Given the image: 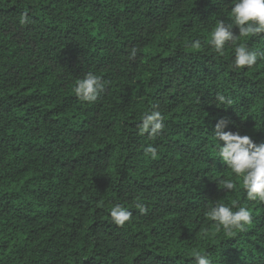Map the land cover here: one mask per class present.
Instances as JSON below:
<instances>
[{"label": "trees", "instance_id": "16d2710c", "mask_svg": "<svg viewBox=\"0 0 264 264\" xmlns=\"http://www.w3.org/2000/svg\"><path fill=\"white\" fill-rule=\"evenodd\" d=\"M232 5L0 0V264H195L196 253L264 264V202L247 199L214 133L225 119V131L264 143V58L233 69L234 45L210 44ZM233 33L264 52V33ZM89 72L105 82L92 103L74 92ZM154 110L163 130L141 134ZM217 202L246 207L252 223L227 235L206 215ZM116 204L132 212L123 226Z\"/></svg>", "mask_w": 264, "mask_h": 264}, {"label": "clouds", "instance_id": "9594fccd", "mask_svg": "<svg viewBox=\"0 0 264 264\" xmlns=\"http://www.w3.org/2000/svg\"><path fill=\"white\" fill-rule=\"evenodd\" d=\"M232 23L225 24L221 20L211 33V46L218 53H222L226 44L234 45L233 69L251 68L257 63L258 58H264V52L250 50L244 44H236L237 35L233 33V25L239 28V37L245 38L264 33V0H233L231 8ZM29 22L27 12L21 14L20 23ZM193 48H200L201 42L194 41ZM136 56L133 48L131 57ZM105 90V82L101 77L89 72L76 82L75 95L84 102H95ZM217 101L221 104L228 103L223 95H217ZM228 121L220 119L215 125V138L219 142L220 160L231 169L237 177L241 178L242 185L246 191L248 200H259L264 202V143L257 145L250 136L241 135L239 131L233 133L225 131ZM164 128V120L160 111L154 110L145 114L139 125L140 133H147L151 137L157 136ZM223 142V143H221ZM145 156L157 157V148L149 145L144 149ZM223 189L230 191L237 189V184L231 179L221 181ZM140 214L147 212L143 204L137 203ZM234 206L223 203H215L206 215L214 222L223 227L225 233L232 235L234 230H245L246 225L253 221L252 214L246 207L233 210ZM112 221L123 226L132 217V212L120 204L110 209ZM195 264H212L207 255L196 253Z\"/></svg>", "mask_w": 264, "mask_h": 264}]
</instances>
